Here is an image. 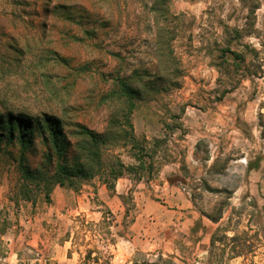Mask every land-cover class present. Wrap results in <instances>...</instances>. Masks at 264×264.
<instances>
[{
	"label": "rangeland",
	"instance_id": "obj_1",
	"mask_svg": "<svg viewBox=\"0 0 264 264\" xmlns=\"http://www.w3.org/2000/svg\"><path fill=\"white\" fill-rule=\"evenodd\" d=\"M245 4L256 6V0ZM242 6L239 0H0V117L11 112L26 119L61 118L73 143L68 134L74 124L104 133L110 109L99 99L117 80L147 73L144 86L131 82L146 93L131 121L152 157L145 158L152 173L143 172L140 178L154 180L162 163L153 148L158 129L164 125L165 133H173L181 104L215 101L236 87L248 89L249 96L264 104V31L254 29L252 18L245 21ZM243 27L245 32L237 36L235 28ZM163 38L172 51L169 76L158 70L157 46ZM174 77L181 90H164ZM157 145L167 159L175 144ZM20 152L18 143L0 142V264H87L83 257L88 251L100 264L159 259V264H264V174L259 189L248 190L256 178L248 180L240 169L225 173L223 166L214 168L212 177L221 175L223 185L240 188L237 199L242 203L232 211L234 221L217 234L233 232L236 241L208 248L201 239L161 256L144 240L125 238L121 218L110 221L111 211L93 195L102 185L98 178L77 183L75 190L63 187L72 192L70 198L53 186L49 201L38 195L35 205L21 200L14 205ZM44 152L35 131V143L25 152L27 164L38 166ZM110 154L133 164L129 147H112ZM227 195L196 193L195 198L202 212L219 215ZM232 251L245 256L234 258Z\"/></svg>",
	"mask_w": 264,
	"mask_h": 264
},
{
	"label": "crops",
	"instance_id": "obj_2",
	"mask_svg": "<svg viewBox=\"0 0 264 264\" xmlns=\"http://www.w3.org/2000/svg\"><path fill=\"white\" fill-rule=\"evenodd\" d=\"M239 1L247 9V21L250 7L245 0ZM253 24L254 29L264 31L262 0H256ZM244 27L234 31L243 33ZM223 30L229 31V28L224 26ZM172 90L180 91L181 88ZM247 91L244 87H236L215 101L181 104L174 114L176 129L173 133H165L164 125L158 129L160 136L157 135L154 143L172 140L175 145L167 159L164 148H157L155 157L162 163L154 180L149 177L134 180L132 175H124L116 181L113 190L103 184L94 188V197L108 207L111 218H121L119 224L125 238L144 240L153 254L163 256L166 251L170 252L169 248L177 253L181 243L196 244L201 239L210 248L216 230L234 221L232 211L242 203L237 199L240 188L223 185L222 176L212 177V170L223 166L225 173H235L240 169L248 180L256 178V185L248 190L259 189L264 174V104L257 96H249ZM137 105L131 118L135 116ZM131 123L136 137L135 121ZM130 160L133 164L126 166H138L132 157ZM54 192L67 198L72 193L60 187ZM196 193H206L208 197L228 195L219 215L210 212L207 215L198 208ZM210 218H216L217 222ZM225 235L232 238L234 233L227 231ZM158 246L161 250H156Z\"/></svg>",
	"mask_w": 264,
	"mask_h": 264
},
{
	"label": "trees",
	"instance_id": "obj_3",
	"mask_svg": "<svg viewBox=\"0 0 264 264\" xmlns=\"http://www.w3.org/2000/svg\"><path fill=\"white\" fill-rule=\"evenodd\" d=\"M254 9L255 6L249 8L247 21L251 18L254 20ZM235 33L237 36L241 35L239 32ZM160 39L159 36L158 40L160 41ZM164 41L163 38L162 43L158 42L157 46L158 70L160 73L162 72L163 76H169L172 69L168 59L172 57V51L170 48L164 47ZM224 52L229 53L230 50ZM148 76L147 73L134 72L128 78L117 80L115 88L109 93L103 94L99 99L101 104L108 105V109H110L107 128L104 133H95L84 125L74 124L71 125L73 130L68 134L70 139H73V143L63 132V129L69 126L61 118L44 115L43 120L26 119L18 118L11 112L4 118L0 117V129L6 130V133L0 134V142L6 140L10 145L18 143L21 150L16 164L18 180L11 198L12 203L17 206L21 200L35 205L38 195H43L45 201H49L53 186L61 188L68 186L75 190L77 183L91 182L98 178L109 190H113L116 181L124 175H133L137 177V180H140L143 172L150 175L153 171V165L151 163L147 165L145 158L151 159V152H146L144 140L135 137L131 123V115L136 104L144 101L146 94L131 86V82L137 81L144 86L143 79ZM174 81H176L175 77L164 90L178 88V85L175 84L177 82ZM35 131L40 136L45 152L42 156V162L32 168L27 164L25 152L28 147H32L35 143ZM155 144L156 146L153 148L156 149V152L158 143ZM118 146L121 148L129 147V151L132 153L131 157L138 166H126L119 156L111 155L110 149ZM210 219L217 222L216 218ZM102 220L103 223L107 221L106 218H102ZM111 220L114 219L111 218ZM219 231L220 228L212 236L210 247L227 240L236 241V236L228 238L223 235L218 238ZM232 256L241 258L245 254L232 251ZM83 261L87 264H100V259L98 257L92 258L90 251L85 254ZM159 262H162V259H159L157 263L142 261L133 264H159Z\"/></svg>",
	"mask_w": 264,
	"mask_h": 264
}]
</instances>
